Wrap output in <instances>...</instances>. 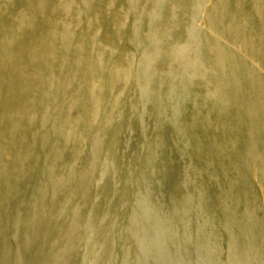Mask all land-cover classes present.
<instances>
[{"label":"bare ground","instance_id":"1","mask_svg":"<svg viewBox=\"0 0 264 264\" xmlns=\"http://www.w3.org/2000/svg\"><path fill=\"white\" fill-rule=\"evenodd\" d=\"M126 96L135 113L141 108L137 96L145 98L142 136L151 138L148 154L155 157L135 184L128 235L134 250L144 252L149 230L142 213L149 214L155 248L168 258L163 248L168 229L162 223L174 235L172 222L162 207H151L150 186L143 188L150 166L159 167L165 99L172 108L170 138L178 147L190 143L199 154L202 183L219 174V162L228 164L221 199L229 208V195L247 177L232 152L244 117L248 127L259 124L264 136V0H0V255L6 260L0 264H20L10 255L7 233L28 175L49 191L62 188L54 196L61 209L56 218L64 219L70 205L66 178L85 151L87 136L94 158L107 147L113 154L121 149L124 137L120 143L114 130L127 129L126 120L120 121L128 109ZM42 128L44 140L58 139L50 154L53 168L44 165L48 178L45 171H32ZM108 131H114L112 140L103 144ZM156 174L159 181V169ZM73 211L70 240L57 233L48 243L59 246L53 264L72 259L81 234L88 237L104 214L90 207L76 224L78 206ZM208 216L201 215L206 224ZM226 220L232 230V217ZM56 224L55 233L63 228Z\"/></svg>","mask_w":264,"mask_h":264},{"label":"rangeland","instance_id":"2","mask_svg":"<svg viewBox=\"0 0 264 264\" xmlns=\"http://www.w3.org/2000/svg\"><path fill=\"white\" fill-rule=\"evenodd\" d=\"M145 29L146 26L143 31ZM127 99L125 104L128 109L123 114L124 118H120V121L126 120L127 129L113 131L120 143L124 137L121 149L113 154L107 147L99 159L94 158L90 143L92 137L87 136L89 143L79 156L75 170L66 178L71 179L64 187L70 205L63 215L64 219L62 216L56 218L61 209H57V197L54 196L62 188L54 186L57 188L49 191L45 183L36 181L33 174L28 175L30 180L27 182L26 179L20 189L17 211H14L16 215H11L13 226L7 233L9 238L12 237L10 255L20 260V264H53V256L57 254L59 246L49 247L48 243L57 233L69 236L67 241L70 240L76 205V224L86 217L90 207H97L104 214L88 237L85 233L81 234L83 240L76 243L75 256L72 259L66 257L62 264H158L157 261L161 259L166 260L161 264H264V136L259 124L248 127L244 117L242 134L236 139L237 144L232 147V152L237 161L236 168H240L248 178L237 185L233 190L235 193L229 195L230 207L224 208L221 198L228 188L224 185L228 164L219 162V174H214L215 178L208 177L206 183H202L199 178L201 166L197 160L199 154L192 152L190 143L183 142L178 147L170 138L173 125L167 120L171 117L172 108L167 98L165 114L162 116L165 122L162 124L159 167L156 162L155 168L153 164L150 166L152 170L144 177L143 188L150 186L151 207L164 209L172 222L174 235H171L172 229L167 223H162L168 229L163 244L166 245L163 248L168 258H161L157 252L160 246L155 248L154 245L156 236L152 229L153 219L149 214L142 213L143 224L149 230L146 250H134L126 218L135 201L138 176L147 163L155 161V157L148 154L152 147L151 138L142 136L140 112L145 108V98L137 96L138 103L135 105L141 107L139 111L136 110L137 113L129 110L132 100L129 96H126ZM146 109L151 111V105ZM114 117L118 120L117 111ZM115 125L113 121L112 126ZM43 131L42 128L39 132L38 160L32 169L36 173L46 172L44 165L50 170L55 164L50 154L58 139L51 136L44 140ZM112 134L111 131L107 132L103 144L110 143ZM49 159L52 166L47 164ZM111 164L112 171L106 169ZM158 169L159 181L156 174ZM44 176L45 173H41L42 179ZM145 180H151L150 184H146ZM203 213L209 215L208 224L201 217ZM95 214L98 215L97 212ZM228 216L232 217V230L226 224ZM62 220H67V223L64 225ZM56 223H61L63 228L55 233ZM173 238L174 242L168 244V240ZM2 259L1 254L0 263L6 262Z\"/></svg>","mask_w":264,"mask_h":264}]
</instances>
